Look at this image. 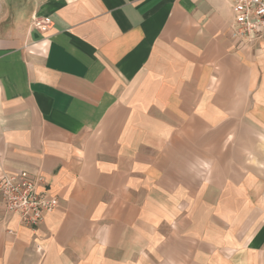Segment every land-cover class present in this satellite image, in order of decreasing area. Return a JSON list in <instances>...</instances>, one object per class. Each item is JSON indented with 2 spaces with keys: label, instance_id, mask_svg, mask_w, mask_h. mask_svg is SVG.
Wrapping results in <instances>:
<instances>
[{
  "label": "crops",
  "instance_id": "0c3cea01",
  "mask_svg": "<svg viewBox=\"0 0 264 264\" xmlns=\"http://www.w3.org/2000/svg\"><path fill=\"white\" fill-rule=\"evenodd\" d=\"M232 4L0 0V175L57 200L0 264H264V39Z\"/></svg>",
  "mask_w": 264,
  "mask_h": 264
},
{
  "label": "built area",
  "instance_id": "2783aa9c",
  "mask_svg": "<svg viewBox=\"0 0 264 264\" xmlns=\"http://www.w3.org/2000/svg\"><path fill=\"white\" fill-rule=\"evenodd\" d=\"M231 35L238 45H248L264 39V0H233ZM32 27L46 32L49 18H34ZM57 208V200L49 197L43 177L21 171L0 175V224L16 218L20 226L35 230L44 218Z\"/></svg>",
  "mask_w": 264,
  "mask_h": 264
}]
</instances>
